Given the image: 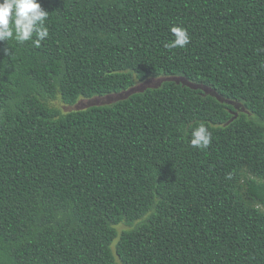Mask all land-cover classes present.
<instances>
[{
    "label": "trees",
    "instance_id": "16d2710c",
    "mask_svg": "<svg viewBox=\"0 0 264 264\" xmlns=\"http://www.w3.org/2000/svg\"><path fill=\"white\" fill-rule=\"evenodd\" d=\"M38 2L41 46L0 41V264H264V0ZM163 75L199 86L56 103Z\"/></svg>",
    "mask_w": 264,
    "mask_h": 264
},
{
    "label": "clouds",
    "instance_id": "9594fccd",
    "mask_svg": "<svg viewBox=\"0 0 264 264\" xmlns=\"http://www.w3.org/2000/svg\"><path fill=\"white\" fill-rule=\"evenodd\" d=\"M48 15L38 0H0V41L14 40L20 44L31 41L39 48L49 37L46 26ZM169 31L173 39L164 44L166 49L186 48L189 45L191 38L187 29L173 25ZM211 142V132L203 122H199L191 131V146L203 150Z\"/></svg>",
    "mask_w": 264,
    "mask_h": 264
},
{
    "label": "rangeland",
    "instance_id": "374dc122",
    "mask_svg": "<svg viewBox=\"0 0 264 264\" xmlns=\"http://www.w3.org/2000/svg\"><path fill=\"white\" fill-rule=\"evenodd\" d=\"M171 78H175L179 81L185 82L191 86L197 87L199 85H196L195 83L190 82L188 79L184 78V77H169L166 75L160 76V77H156V78H149L147 80L144 81H138L134 86L131 87V89L127 90V91H123L120 92L118 94H111V95H107V97H95V98H89V99H81L79 100V102L76 105H67L64 103H61L59 101H56V103L59 105V107L63 110V111H69L72 109H77V108H84V107H88L90 105L93 104H97V103H109L112 101H116L118 99H121L123 97L128 96L129 94H131L132 92H137V91H142L148 87H153V86H157L159 84H161L163 81L167 80V79H171Z\"/></svg>",
    "mask_w": 264,
    "mask_h": 264
}]
</instances>
